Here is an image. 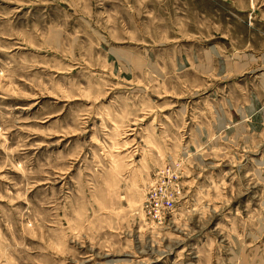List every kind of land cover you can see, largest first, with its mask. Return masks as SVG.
<instances>
[{"label":"rangeland","instance_id":"obj_1","mask_svg":"<svg viewBox=\"0 0 264 264\" xmlns=\"http://www.w3.org/2000/svg\"><path fill=\"white\" fill-rule=\"evenodd\" d=\"M0 264H264V0H0Z\"/></svg>","mask_w":264,"mask_h":264},{"label":"built area","instance_id":"obj_2","mask_svg":"<svg viewBox=\"0 0 264 264\" xmlns=\"http://www.w3.org/2000/svg\"><path fill=\"white\" fill-rule=\"evenodd\" d=\"M181 163H170L158 171L149 185L142 208L158 224H163L183 198Z\"/></svg>","mask_w":264,"mask_h":264}]
</instances>
